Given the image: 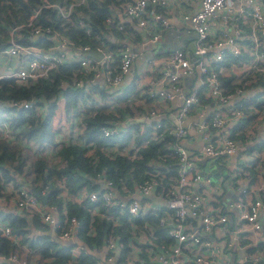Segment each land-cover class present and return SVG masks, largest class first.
<instances>
[{
  "label": "built area",
  "instance_id": "1",
  "mask_svg": "<svg viewBox=\"0 0 264 264\" xmlns=\"http://www.w3.org/2000/svg\"><path fill=\"white\" fill-rule=\"evenodd\" d=\"M84 1L68 0L66 6L56 2L44 4H54L63 16H67L73 4ZM189 1L180 0L183 8L179 14L192 30L193 51L183 47L186 45H178L163 51L160 60L154 54L144 55L143 61L152 70L142 90L154 101L153 105L138 121L137 128L118 121L100 127L104 135L117 137L127 130L130 133L126 141L106 143V152L128 153V148L134 143V134L142 131L145 124L150 126L148 138L156 137L157 129L172 134L177 141L172 147L179 157L174 176H169L170 180L163 184L156 179V173H149L135 182L131 189L121 185L122 192L113 187L110 180L100 178L96 189L82 187L71 195L62 190L60 208L55 203H40L25 186L14 189L11 195L16 208L39 212L41 219L51 228L60 223L58 211H61L64 216L58 236L62 239L71 238L78 225L74 214H65V200H74V197L77 200H101L133 216L147 214V220L156 214L157 223L165 226L166 234L171 238L169 243L153 242L148 238V243L142 247L145 256H140V247L131 243L130 252L118 259L119 245L115 238L108 236L102 245L105 259L101 264H264V239L257 241L264 230V186L261 181L264 174V142L251 149L250 157L243 159L245 167L234 163L233 172L228 170L225 176L215 179L200 173V168L192 164L186 147L180 141L186 135L187 125L192 126L203 139L195 156L215 159L227 157L238 150L239 145L242 147L247 139L245 135L252 137L258 133L262 135L259 139H264V102H261V107L255 105L263 97L264 90V0H196L194 9L185 6ZM165 3L166 0H120L115 7L119 8L122 17L109 13L104 25L119 29L123 36H127L129 23L121 19L127 17L145 28V31L142 29L148 35L147 39L155 47L160 31L168 25L161 13ZM37 8L26 21L7 28V35L0 43V56L14 55L18 60L13 67L0 69V78L12 77L17 84H28L47 75L52 67L74 60L81 76L73 77L67 85L81 86L86 92L90 82L97 78L104 86L117 85L129 73L133 61L142 56L141 51L125 38L118 40L115 50L109 49L103 41L92 46L100 51L99 58L83 53L91 47L88 44L72 47L62 34L43 48L30 41L49 31L48 26L33 23ZM149 17L151 21H148ZM213 19L214 25L211 24ZM148 23L154 24L155 30L147 29ZM24 26L28 29L22 33L20 28ZM85 31L89 32V27ZM110 37L113 36L110 34ZM24 38L27 42L22 41ZM194 75L199 85L186 87L184 78ZM225 78H229L228 83L221 81ZM64 85L61 84V87L67 86ZM200 97L204 100L201 101ZM173 98L178 100V104L172 117L162 122L161 104ZM40 99L11 100L9 104L39 110L36 100ZM210 104H214L213 110L203 113ZM188 113L198 114L201 119H191L184 125ZM243 117H248V121L241 129L244 135L241 140L238 136L233 137L231 132L233 124ZM70 123L79 124L78 131H81L78 117H73ZM0 131L8 135L7 122L0 121ZM74 136L73 140L82 142L79 134ZM60 139L61 135L54 130L55 144L44 147L41 152L53 156ZM21 143L32 146L31 140L24 137ZM85 144L90 145V142ZM249 168L257 173L253 182L246 181ZM99 176L96 174L95 178ZM133 191H152L155 196L165 198V202L161 204L137 198L132 195ZM227 191L231 192V196L225 198L223 195L229 193ZM0 198H3L1 193ZM0 235L12 240L16 238L3 219H0ZM82 248L80 243L73 242L71 254L77 255ZM19 258L16 252L0 253V263L23 262Z\"/></svg>",
  "mask_w": 264,
  "mask_h": 264
},
{
  "label": "trees",
  "instance_id": "2",
  "mask_svg": "<svg viewBox=\"0 0 264 264\" xmlns=\"http://www.w3.org/2000/svg\"><path fill=\"white\" fill-rule=\"evenodd\" d=\"M119 1L85 0L73 4L67 16H63L54 4L46 5L44 2H56L66 6L68 0H0V43L6 37L10 25L26 21L30 13L38 7L32 21L40 26H48L49 31L30 40L31 42L45 48L62 34L68 38L72 47L84 44L92 47L103 41L109 49L115 50L117 44L109 42V35L121 36L122 32L112 26L106 27L104 21L105 17L113 12L112 6ZM87 27L89 32L85 31ZM27 29L28 27L24 26L20 31L25 33ZM138 38L139 34L135 33L134 39ZM22 41L27 42L25 38ZM80 76L78 64L70 60L52 67L47 75L40 76L28 84H17L12 77L0 78V121L7 122L10 130L8 135H3L0 131V193L3 192V185L7 181H10L15 189L23 186L20 185L22 181L18 180L27 173L28 185L40 187L47 192L46 203H55L60 208L63 202L60 193L62 190L71 195L82 187L86 190L96 189L100 178L110 180L112 186L122 192L121 185L131 189L135 182L142 180L149 173H156V179L163 184L170 180L169 176H174L179 164L178 153L172 147V144L177 142L176 139L172 134L160 129H157L156 137L148 138L150 126L147 124L142 131L134 134V143L128 148V153L104 150L106 143H120L128 139L129 130L114 137L104 135L100 129L102 125H109L111 120H115L127 110V104L117 110L118 114L102 108L85 112L80 118L81 133L78 136L82 142L73 140V137L60 139L53 156L49 157L41 152L44 147L55 144L51 117L55 112L58 93L63 97L65 111L69 110V106H75L78 99L89 94L81 86L67 85L73 77ZM228 79L221 81L228 83ZM61 84L67 86L61 87ZM130 86L131 84L125 85L117 97L124 103ZM94 87L97 88L96 85ZM30 97L41 98L36 100L40 111L31 106L9 104L11 100L18 101ZM200 100L204 99L200 97ZM261 102H264V90L263 97L257 100L255 105L261 107ZM161 120L165 121L163 118ZM247 121L248 117H243L235 122L231 135L243 140L241 129ZM137 124L138 121L133 122L131 127L137 128ZM22 137L31 140L32 146L29 143H21ZM85 142H90V145ZM262 142L264 139L258 144ZM28 150H33L34 154L31 155ZM27 152L31 155L28 164L25 161ZM187 157L192 160L189 154ZM96 174L100 175L97 179ZM64 204L65 214H74L78 221L72 237L83 248L77 255L71 254L72 243H66L69 239L58 236L64 214L58 211L60 223L51 228L40 220L35 210H25L22 213L15 210L0 211V219L6 220L11 233L19 235L17 242L0 235V253L16 252L19 242L27 245L38 258L43 259L44 264H66L69 260L76 264H101L103 260L99 258L98 253L108 236L115 238L119 245L118 259L124 258L130 252L131 243L139 244L140 256L146 255L142 249L144 244L137 243L138 239L133 236L132 229L134 234L138 231L145 233L153 242L171 241L165 226L157 223L156 214H152L151 220H147V214L133 216L126 211H119L116 205H106L101 200L91 201L87 198L79 201L66 199ZM92 207L97 211L92 213Z\"/></svg>",
  "mask_w": 264,
  "mask_h": 264
},
{
  "label": "crops",
  "instance_id": "3",
  "mask_svg": "<svg viewBox=\"0 0 264 264\" xmlns=\"http://www.w3.org/2000/svg\"><path fill=\"white\" fill-rule=\"evenodd\" d=\"M185 6L188 9H194L196 7V0H190ZM182 8H183V3H180V0H166L165 5L161 7V13L165 15L168 25L160 31L161 34L158 40L159 46H157L158 51L156 53H154L155 47L147 39L148 35L144 32L145 28L130 21V19H128L127 17L121 18L123 21L129 23L128 24L129 33H127V36L112 35L113 37H110L108 40L111 44L116 45L118 43V40L125 38L127 41H131L133 46H135L141 51L143 57L144 55H147V54H154L156 58L160 60L162 59L163 49L167 46H170L174 40L180 39L177 36V30H180V26H184L187 29V31H189L191 35L190 37L191 38L193 37L192 30L189 27V24L185 21H182V19H180L179 12ZM112 11L116 14L118 18L122 17L121 16L122 14L119 11V8L115 7V5L112 6ZM151 20H152L151 17H149L148 21H151ZM214 23L215 21L213 19L211 21V24L214 25ZM142 28L144 29V31ZM146 28L149 29L150 31L155 30L154 24L148 23L146 25ZM131 31H132V34H131ZM135 33L139 34V38L137 40L134 39ZM162 42L166 44L164 45ZM161 43L163 45H161ZM178 45L181 46V44H177L176 46ZM183 47L188 48L187 46H183ZM142 56H140L139 58L133 61L129 73L124 75L121 81L117 85H114L112 87L104 86L102 85L100 78H97L94 81L90 82L89 88L86 90V93L88 92L89 94H87L84 98L78 99L76 101L75 106H69L70 108L68 111L64 110L63 97L61 95L57 96L55 112L53 113L51 117V128L53 129V131L54 130L56 131V129H59L58 131H60L61 140L71 139L72 136H74L75 134H80L81 131L79 132L77 129H76L77 131L76 130L73 131V129L77 127H74L73 124L71 125L70 120L75 116L80 119L85 112L93 111L95 108H102L105 110L115 111V113H117L118 112L117 110L122 109L123 105L127 104V110H124L117 118H115V120L114 119L111 120L110 123L114 121H118L120 124L123 125L127 123L131 124L133 122L142 120L147 109L150 108L154 103V101L148 98V96L142 90L144 89L143 88V86L145 85L144 83L149 81L151 70H152L150 66L145 64ZM17 60H18L17 57L14 55L0 56V69L6 68L8 66L13 67V65L16 64ZM196 78H197L196 75L184 78L183 80L184 85L186 87L192 86ZM127 84H131V86L128 89L129 94L126 96L125 103H124L122 99H119L117 97L121 94L125 85ZM94 85H96L97 88L94 87ZM223 86H226V85L223 84ZM157 104L160 105L161 101H157ZM177 104H178V100L174 98L171 99L168 103L161 104L162 106V109L160 110L161 118H163L164 120H167L170 117H172L173 111L175 107L177 106ZM213 105L214 104H210L209 107L203 110V113L211 112L213 110L212 108ZM38 109H39L38 111L41 110L40 107H38ZM189 128L190 127L187 128L186 135L182 137V139L180 140L181 143L186 147V149H189L190 151H192L191 158L192 160L197 162L196 165L198 166V168L201 169V167H205L207 165L206 166L207 171H211V167L208 164V162L210 161V158L202 157L201 155L195 156V154L198 151V148L200 147V144L203 141L202 137L194 128L190 130ZM212 133H214V130H212ZM212 133H210L209 131V134H212ZM245 137H247L246 142L242 143L243 144L242 147L241 145H239L238 150L234 152L235 154H237V160H238L237 162L230 160V155L224 158H215V161L219 163L223 167V169H226L227 172L228 170H232L233 172L234 163L242 164L241 165L242 168L243 166L245 167L243 159L248 158V156L251 154V149L253 148L255 149L258 146V142L261 140L259 138L262 137V135H258V133H254L252 137H250V135H245ZM28 151L31 155L34 154L33 150H28ZM26 163L28 164V162ZM222 172L223 170H220L219 178L223 177ZM256 175L257 173H255V171L252 168H249L246 181L253 182L257 178ZM23 177L28 178L29 174L24 173L22 178ZM22 178L21 180H18V181H22ZM16 179H19V178L16 177ZM225 180L226 179L224 177L222 181L223 187L225 186L224 185ZM242 180L245 181L244 179ZM261 181H262V186H264V174L261 175ZM20 185H23L22 182H20ZM3 187H4L3 192L1 193L3 195V198H0V211L15 210L18 213L19 212L22 213L23 211H25V210L16 208L15 200L11 196L13 194L12 192L15 189L12 187V183L10 181H7L4 183ZM227 192L229 193L227 194L225 193V195H223L225 198H228L231 196V192L230 191H227ZM74 200L79 201L75 199V197H74ZM91 211L92 213H94L97 211V209L92 207ZM39 218L41 221H43L40 217V214H39ZM142 235L145 236V233L142 232ZM259 235L260 236L258 237L257 241L260 242L262 239H264V230H262ZM252 237L253 235L250 236V238ZM18 239H19V235L18 236L16 235V238L14 239V241L17 242ZM146 239L148 238L146 237ZM17 248L19 251L21 250V248H23L26 252H32V254L35 255L33 261L29 260L27 262L26 260H24L23 262H20L18 264H44L43 259H40V258L35 259L36 257H38L36 253H34L24 243L20 244L18 242ZM71 263L72 261L69 260L66 264H71Z\"/></svg>",
  "mask_w": 264,
  "mask_h": 264
},
{
  "label": "rangeland",
  "instance_id": "4",
  "mask_svg": "<svg viewBox=\"0 0 264 264\" xmlns=\"http://www.w3.org/2000/svg\"><path fill=\"white\" fill-rule=\"evenodd\" d=\"M180 30H181V35H182V37H181L182 43L185 44L191 51H193V49H194V43H193L192 38L190 37L191 35H190L189 31H187V29L184 26H180ZM161 49H163V48H161ZM195 69H197V65H195ZM198 85H199V81H198V78H196L194 80L193 84H192V87H197ZM191 119L198 121V120L201 119V116H198L195 113H188L185 116V118H184V121H183L184 125H187V122L189 120H191ZM73 126L74 127H77V128H74L73 127L74 128V129L72 128L73 131L76 130V129L77 130L79 129V124L73 123ZM188 127H190L189 130L190 129H193L192 126H188L187 125V128ZM58 130L59 129H56V131H58ZM57 133L60 135V131H58ZM28 152L25 154V157H26L25 158V161L26 162H28V160L31 157V155ZM187 153L189 154V156L191 158L192 151H190L189 149H187ZM230 160H232L234 162H237L238 161L237 160V154L231 153L230 154ZM191 161H192V164L193 165H196L197 164L196 161H194V160H191ZM218 165H220V164L218 163ZM211 177L212 178H215V179L219 178L220 177L219 171H214ZM28 181H29V177L28 178H26V177H23L22 178V182H23L22 184H23V186H25L26 188L29 189L30 186L28 185ZM132 195L135 196V197H137V198H145V199H149V200H152L154 202L161 203V204H164V202H165V198L155 196L152 191H149L147 193H142V192H139V191H133L132 192ZM133 236H136V238L138 239V242L137 243H141V244H144V245H146L148 243V239H146V237L143 236L139 231L138 232H135V234H133ZM71 239H73V237ZM134 245H139V244H134ZM16 253L19 255V257H20L19 259L20 260H23V261L26 260L27 262L29 260H32V261L34 260V256L35 255L32 254V252H26L23 248H21L20 251L17 249L16 250ZM135 254H137V253H135ZM98 256L102 260L105 259L104 258V250L103 249L99 251ZM37 258L38 257H36L35 259H37ZM110 263H113V261H111Z\"/></svg>",
  "mask_w": 264,
  "mask_h": 264
},
{
  "label": "water",
  "instance_id": "5",
  "mask_svg": "<svg viewBox=\"0 0 264 264\" xmlns=\"http://www.w3.org/2000/svg\"><path fill=\"white\" fill-rule=\"evenodd\" d=\"M177 36L180 39L179 40H174L171 43V45L165 47L163 49V51L170 50L172 47L176 46L177 44L185 45V44L182 43V40H181V30H177ZM158 42L159 41L156 42L154 53H156L158 51V49H157L158 48L157 46H159ZM162 43H161V45H163V44L165 45L166 44V43H163V44ZM83 53L86 54V55H92L95 58H99L101 56L100 51L97 48H94V47H89L88 49L83 50ZM208 164L211 167V171H207V169H206V166L207 165H206L205 167H201V169H200V173L201 174H207V175L212 176L213 171H215V170L216 171H219V173H220V170H223V172H222L223 176H225L227 174V170L226 169H223V167L221 165H218V163L215 161V159H210V161L208 162ZM29 190L38 198V200L40 201V203L44 204L46 202L47 192L42 191L40 187L31 186L29 188ZM50 232L53 234L52 230ZM75 241H76V239L73 238V239L67 240L66 243L67 242L73 243ZM77 243H79V242H77Z\"/></svg>",
  "mask_w": 264,
  "mask_h": 264
}]
</instances>
